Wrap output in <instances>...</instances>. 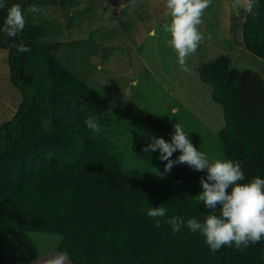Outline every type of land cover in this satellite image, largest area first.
<instances>
[{
    "label": "trees",
    "instance_id": "16d2710c",
    "mask_svg": "<svg viewBox=\"0 0 264 264\" xmlns=\"http://www.w3.org/2000/svg\"><path fill=\"white\" fill-rule=\"evenodd\" d=\"M13 4L25 9L27 23L15 39L0 32L12 82L23 94L16 114L0 124V264L35 262L4 247L17 229L58 234V251L68 252L72 264H264V240L244 250L224 246L212 252L199 233L172 231L164 219L203 222L211 210L138 167L125 169L123 150L87 128L85 121L109 96L57 57L63 38L75 41L76 25L47 27L41 15L62 0H7V7ZM32 5L43 11L28 13ZM7 7L0 10V25ZM244 12L243 44L264 61V0H247ZM89 16L96 10L77 19L78 25ZM21 42L31 51L19 53L13 44ZM231 65V57L222 55L203 64L200 76L224 111L219 137L226 158L241 163V183H247L264 178V77ZM161 205L168 211L156 227L147 211Z\"/></svg>",
    "mask_w": 264,
    "mask_h": 264
},
{
    "label": "rangeland",
    "instance_id": "374dc122",
    "mask_svg": "<svg viewBox=\"0 0 264 264\" xmlns=\"http://www.w3.org/2000/svg\"><path fill=\"white\" fill-rule=\"evenodd\" d=\"M246 2L212 0L199 25L204 40L187 58L189 71L182 70L169 44L171 35L164 31L171 22L166 0H62L41 15L47 27L75 23V41L63 38L57 57L88 82L106 89L109 100L92 119L123 150L125 169L138 167L171 192L196 199L203 191L200 178H206V170L182 163L165 172L167 161L159 159V150L142 151L152 136L171 142L177 123L198 150L211 159H227L219 137L224 111L212 99L213 87L201 79L200 67L229 55L233 69L253 70L264 77V61L243 44ZM95 10L96 16L78 25L77 19ZM240 13L244 16L237 26ZM22 100V91L11 79L9 51L0 48V124L16 114ZM180 154L177 150L170 159ZM59 242L55 233L17 229L6 236L4 247L32 256L34 264H46L60 254Z\"/></svg>",
    "mask_w": 264,
    "mask_h": 264
},
{
    "label": "clouds",
    "instance_id": "9594fccd",
    "mask_svg": "<svg viewBox=\"0 0 264 264\" xmlns=\"http://www.w3.org/2000/svg\"><path fill=\"white\" fill-rule=\"evenodd\" d=\"M211 3L212 0H166L171 22L164 25V31L170 33L169 44L177 53L178 63L184 71H189L186 67L187 58L197 51L204 40L199 25ZM236 3L238 4L239 0H236ZM6 7L7 0H0V10ZM42 11V8L35 5L27 8L28 13ZM26 23L25 9L20 4H13L7 7V15L0 25V32L15 39L25 29ZM13 47L19 53L31 51L23 42L13 44ZM85 124L94 133L101 131V126L92 118L87 119ZM174 128L171 142L152 136L151 142L142 151L150 153L159 150V159L167 161L165 172H170L175 164L182 163L196 171L206 170V178H200L203 191L195 198L211 211L203 222L191 218L185 223L182 217L166 218L168 210L163 205L151 207L147 216L155 220V226L160 227L161 219L166 218L164 222L171 226L174 233L187 227L193 234L202 235L212 252L224 246L244 250L249 245L264 240V178L257 176L247 183H241L245 180V173L239 161L211 159L206 152L197 150L179 123L175 124ZM177 150L181 152L178 159H170ZM68 260V252H63L49 258L46 264H67Z\"/></svg>",
    "mask_w": 264,
    "mask_h": 264
},
{
    "label": "water",
    "instance_id": "95a60500",
    "mask_svg": "<svg viewBox=\"0 0 264 264\" xmlns=\"http://www.w3.org/2000/svg\"><path fill=\"white\" fill-rule=\"evenodd\" d=\"M243 16H244V14H241L240 13V15L236 18V25H237V23L243 18ZM238 26V25H237ZM236 32H237V30H236Z\"/></svg>",
    "mask_w": 264,
    "mask_h": 264
},
{
    "label": "bare ground",
    "instance_id": "6f19581e",
    "mask_svg": "<svg viewBox=\"0 0 264 264\" xmlns=\"http://www.w3.org/2000/svg\"><path fill=\"white\" fill-rule=\"evenodd\" d=\"M198 150V149H197ZM127 152H128V150H127ZM126 158V157H125ZM124 166V165H123ZM154 176V175H153Z\"/></svg>",
    "mask_w": 264,
    "mask_h": 264
}]
</instances>
